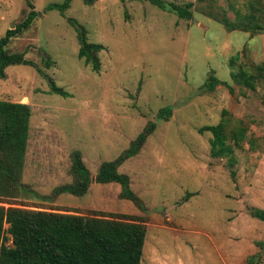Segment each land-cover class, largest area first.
Wrapping results in <instances>:
<instances>
[{"label":"rangeland","instance_id":"rangeland-1","mask_svg":"<svg viewBox=\"0 0 264 264\" xmlns=\"http://www.w3.org/2000/svg\"><path fill=\"white\" fill-rule=\"evenodd\" d=\"M30 1L37 17L6 50L25 52L66 96L51 93L31 66H9L0 80V100L31 111L21 182L40 198L24 200L49 211L143 217L140 264L257 261L264 222L252 213L264 211V82L251 90L232 75L264 61V32L229 31L210 15L243 23L250 12L264 28V0H251L254 10L250 0H162L192 3L190 21L145 0H70L64 16L47 9L64 0ZM28 11L24 0H0V38ZM68 19L89 43L104 46L98 72L77 57L78 31ZM47 56L54 62L49 69ZM210 75L233 93L224 85L204 92ZM161 109L172 112L168 120L157 118ZM222 118L247 129L232 168L210 157V133H198ZM151 124L139 152L117 166L138 206L120 197L117 183L92 182L83 196L54 194L73 181L74 153L94 179L102 163L119 160Z\"/></svg>","mask_w":264,"mask_h":264},{"label":"trees","instance_id":"trees-1","mask_svg":"<svg viewBox=\"0 0 264 264\" xmlns=\"http://www.w3.org/2000/svg\"><path fill=\"white\" fill-rule=\"evenodd\" d=\"M29 11L25 19L12 30H7L0 38V80L6 78V69L13 65L31 66L42 76L47 78L51 93L66 96V93L56 86L54 81L46 76L37 67L35 62L27 59L25 52H8L6 46L11 39L27 30L37 12L30 0H24ZM159 9L171 12L178 18L190 21L192 19V3L177 5L162 0H145ZM199 2H212L214 0H197ZM250 10H254L253 1ZM248 2V3H249ZM70 0L60 4H51L48 10H57L61 16L65 15ZM262 8L259 7L258 11ZM213 20L221 23L229 31H244L251 34H261L264 28L257 22L253 13L244 16V22L239 17L230 21L226 15L211 16ZM68 23L78 31L77 57L86 65H90L94 72L100 70L98 53L104 49L101 44L89 43L84 29L77 23L68 19ZM54 62L47 58L44 66L49 69ZM236 83L240 86L255 90V85L264 82V61L251 68L250 71L240 70L235 75ZM218 85H224L228 91L233 90L225 82L210 75L204 85V92H212ZM227 112L222 110V116ZM172 112L161 109L157 118L168 120ZM31 116L27 104L0 100V264H140L145 240L146 220L137 215L128 214H93L80 215L56 210H47L39 205L26 202V197L40 198L38 194L29 190L22 184L25 153L28 142V128ZM150 128L141 133L131 144L130 149L115 162L102 163L94 177L91 178L84 166L79 153L72 156L71 183L54 189V194L69 193L74 196L85 195L92 182L96 184L117 183L122 187L120 197L130 200L138 206V200L129 187L128 177L119 173L117 166L125 158L135 156L148 134ZM246 127L239 122L236 127H230L227 118L212 126L198 129L199 134L210 133L209 149L213 159H226L228 166H234V148L239 147L246 135ZM233 175V172L231 171ZM42 199V198H41ZM49 197L43 200L49 201ZM107 216V217H103ZM252 216L264 222V211L256 209ZM11 242V246L6 244ZM260 251L257 261L255 257L248 260V264H260L264 253V243L258 244ZM257 255V256H258ZM256 262V263H255Z\"/></svg>","mask_w":264,"mask_h":264},{"label":"crops","instance_id":"crops-1","mask_svg":"<svg viewBox=\"0 0 264 264\" xmlns=\"http://www.w3.org/2000/svg\"><path fill=\"white\" fill-rule=\"evenodd\" d=\"M14 103H17V102H14Z\"/></svg>","mask_w":264,"mask_h":264},{"label":"water","instance_id":"water-1","mask_svg":"<svg viewBox=\"0 0 264 264\" xmlns=\"http://www.w3.org/2000/svg\"><path fill=\"white\" fill-rule=\"evenodd\" d=\"M255 211V210H254Z\"/></svg>","mask_w":264,"mask_h":264}]
</instances>
